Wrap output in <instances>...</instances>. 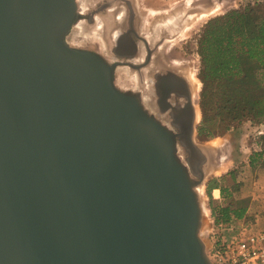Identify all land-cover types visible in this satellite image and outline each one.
<instances>
[{
  "label": "water",
  "instance_id": "1",
  "mask_svg": "<svg viewBox=\"0 0 264 264\" xmlns=\"http://www.w3.org/2000/svg\"><path fill=\"white\" fill-rule=\"evenodd\" d=\"M80 18L77 0H0V264H212L196 118L177 142L119 63L68 43Z\"/></svg>",
  "mask_w": 264,
  "mask_h": 264
},
{
  "label": "flooded vegetation",
  "instance_id": "2",
  "mask_svg": "<svg viewBox=\"0 0 264 264\" xmlns=\"http://www.w3.org/2000/svg\"><path fill=\"white\" fill-rule=\"evenodd\" d=\"M77 5L80 40L119 63L117 76L125 86L139 92L144 107L183 141L196 118L189 59L175 44L184 19L162 17L163 7H147L143 0H78Z\"/></svg>",
  "mask_w": 264,
  "mask_h": 264
},
{
  "label": "trees",
  "instance_id": "3",
  "mask_svg": "<svg viewBox=\"0 0 264 264\" xmlns=\"http://www.w3.org/2000/svg\"><path fill=\"white\" fill-rule=\"evenodd\" d=\"M197 53L202 81L199 102L202 121L197 127L198 136L211 137L217 126L226 129L241 120L263 123L264 1L233 8L208 19L197 38ZM260 138V152H263L264 131ZM260 152L255 151L253 155ZM257 157L249 158V166L255 167L258 164L259 178L261 174L264 175V160L259 161ZM226 174L232 176L233 170ZM219 180L213 178L207 183V193L217 188L222 197L228 200L224 205L211 202L214 224L226 223L234 218L248 222L254 230L264 231L257 226L253 213L246 215L253 194H263V186L249 197H236L234 202L233 192L238 196L240 191H228L229 188L221 186ZM259 199L263 200L264 197L261 195ZM236 202L239 204H234ZM262 209L263 213L264 207Z\"/></svg>",
  "mask_w": 264,
  "mask_h": 264
},
{
  "label": "rangeland",
  "instance_id": "4",
  "mask_svg": "<svg viewBox=\"0 0 264 264\" xmlns=\"http://www.w3.org/2000/svg\"><path fill=\"white\" fill-rule=\"evenodd\" d=\"M260 1L264 0H143L147 7L153 9L163 7L166 12H164L162 17L175 16L176 19H184L183 25H181L182 29L177 34L175 44L178 47V51L185 58L189 59L188 64L191 67L190 75L194 84V103L196 109L193 137L196 143L208 148L213 169L206 176L199 195L203 209L200 233L208 243L212 240L214 231L212 230L213 224L211 222L213 219L210 208L211 202L212 204L224 205L228 200L222 197L219 190L218 193H213V190H211L210 194L207 193V183L213 178H218L220 179L219 184L228 187V191L233 192L235 189H238L240 191L238 196H236V192H233L232 199L234 202L236 201L234 200L236 197H249L251 193L259 191L258 189L261 188L262 184H258L256 180L260 167L258 164L255 167H250L249 158L258 156L257 159L259 161L264 160V151L260 152L262 145L260 135L264 131V122L253 123L248 120H241L232 123L226 129L217 126L211 137L203 138L198 136L197 127L202 121V111L199 103L202 81L199 77L200 63L197 53V38L202 26L208 19L223 14L230 9L241 8L247 4ZM200 5L207 12L200 14L201 10L191 8ZM75 29L77 30V27ZM87 48L95 50L93 47ZM261 77L263 78V75ZM255 151L260 153L253 155ZM229 170H233L232 176L226 174ZM234 204L239 203L236 202Z\"/></svg>",
  "mask_w": 264,
  "mask_h": 264
},
{
  "label": "built area",
  "instance_id": "5",
  "mask_svg": "<svg viewBox=\"0 0 264 264\" xmlns=\"http://www.w3.org/2000/svg\"><path fill=\"white\" fill-rule=\"evenodd\" d=\"M206 254L212 264H264V231L234 218L214 224Z\"/></svg>",
  "mask_w": 264,
  "mask_h": 264
},
{
  "label": "crops",
  "instance_id": "6",
  "mask_svg": "<svg viewBox=\"0 0 264 264\" xmlns=\"http://www.w3.org/2000/svg\"><path fill=\"white\" fill-rule=\"evenodd\" d=\"M262 172V171H261ZM257 183L262 184L263 186V191L264 192V175L261 174L260 177L257 180ZM215 190L218 193L217 188L213 189V193L215 192ZM262 195V197H264V193L263 194H253V198L251 199V205L248 207L246 215L253 213V215L256 217V221H257V226L264 230V212L262 213L261 211L263 210L262 208L264 207V199H259V197ZM216 197V196H215ZM262 200V201H261Z\"/></svg>",
  "mask_w": 264,
  "mask_h": 264
},
{
  "label": "bare ground",
  "instance_id": "7",
  "mask_svg": "<svg viewBox=\"0 0 264 264\" xmlns=\"http://www.w3.org/2000/svg\"><path fill=\"white\" fill-rule=\"evenodd\" d=\"M77 27V24L76 25H74L72 28H71V31H70V33L67 35V41H68V43L69 44H71V45H75V46H84L85 47V42H84V40H80V38L78 37V31H75L76 28ZM75 29V30H74ZM77 30H78V28H77ZM96 31V30H95ZM119 68H121V67H118L117 69H119ZM116 69V73H115V75H116V79H115V83L117 84V86H119L120 88H126V86H125V80H123L121 77L119 78L118 76H117V72L119 71V70H117ZM215 192H217L216 190H215ZM199 193H200V189H199Z\"/></svg>",
  "mask_w": 264,
  "mask_h": 264
}]
</instances>
